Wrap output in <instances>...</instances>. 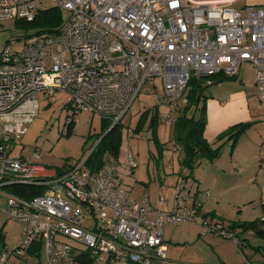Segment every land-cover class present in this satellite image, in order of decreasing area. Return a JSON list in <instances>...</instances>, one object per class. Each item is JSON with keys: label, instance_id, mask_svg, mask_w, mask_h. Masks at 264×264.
<instances>
[{"label": "built area", "instance_id": "2783aa9c", "mask_svg": "<svg viewBox=\"0 0 264 264\" xmlns=\"http://www.w3.org/2000/svg\"><path fill=\"white\" fill-rule=\"evenodd\" d=\"M39 1L0 0V22L33 20L41 9ZM53 2L68 14L58 33L30 37L19 53L0 51V193L12 186L40 192L28 198L6 197L2 208L6 219L19 223L22 230L17 245L0 252V264H12L10 256L23 262L35 243L44 248L45 264H75L83 251L74 256L73 248L59 237L92 251L99 256L93 257L98 264H167L159 227L194 221L200 212L193 192L189 195L188 178L177 185L172 207L164 209V195L153 206L148 197L136 201L119 186L118 162L112 155L95 173L82 170V164L58 170L20 155L9 156L10 142L23 137L40 93L46 98L55 92L66 93L75 113L99 114L115 125L149 79L161 77L162 99L173 111L192 76L233 78L242 66L249 65L261 103L264 7L245 6L242 11L189 0ZM54 45L56 52L51 53ZM48 56L51 61L46 65ZM26 109L29 112L23 113ZM18 113L20 119L15 118ZM171 149L176 153L175 146ZM134 162L128 153L131 169ZM89 219L92 225L86 223ZM202 230L221 234L236 245L242 234L227 233L217 226ZM244 233L254 236L250 231Z\"/></svg>", "mask_w": 264, "mask_h": 264}, {"label": "rangeland", "instance_id": "374dc122", "mask_svg": "<svg viewBox=\"0 0 264 264\" xmlns=\"http://www.w3.org/2000/svg\"><path fill=\"white\" fill-rule=\"evenodd\" d=\"M38 3L41 10L55 7L53 0H40ZM60 15L61 22L64 23L68 14L61 12ZM47 29L48 27L43 25L17 22L15 18L0 22V51L6 49L10 53H19L30 36ZM54 52H56L55 45L51 48V53ZM50 61L51 58L48 56L46 65L50 64ZM239 72L242 77L217 79L219 83L216 84H211L214 80L207 81V84L205 82V86L208 87L203 90V96H212L213 99L211 98L209 102L213 101L222 106L226 104L230 106L232 101L247 96L245 91L250 88L253 70L248 67L240 69ZM162 85L161 77L147 80L120 121V127L116 132L120 137L117 155L120 186L136 201L148 197L153 206H157L159 195H164L167 201L164 209L172 207L176 188L186 175H190L188 178L190 188L193 190L195 186L198 187L195 205L200 212L195 216L194 221L181 222L178 225L165 224L159 227L164 233L162 238L168 247L167 264H246L248 260L251 263L256 259L263 260L264 238L261 236H249L248 244L243 246L241 252L232 239L202 230L203 226H217L227 233L236 231L240 233L243 227H238L239 225L254 222L259 225V229L264 230V176L261 172H264V168L258 169L261 160L257 158L255 166L246 163V166L237 168L232 163L236 157L230 152L229 145H225L223 148L225 154L222 152L218 162L214 160L210 164L206 159L200 158L192 169H184L179 161V153L171 149L174 146L172 123L176 113L174 114L171 107L162 99L165 94ZM257 99L256 97V105L259 102ZM36 102L34 115L24 125L26 131L23 137L10 142L13 146L9 155L11 157L20 155L26 160L58 170L74 169L83 164L89 151L97 143L94 139L100 134L103 135L113 124L104 122L99 114L84 113V111L75 113L69 103L70 97L66 93L55 92L48 98L40 93ZM216 104H213V110ZM248 105H252L250 99ZM205 110L207 122L210 116L208 104ZM187 111L190 115L198 117L201 110L193 106ZM28 112L29 109L23 111V113ZM146 112H149V116L155 112L159 115L156 139L151 137L148 128L150 121L144 124V127L142 125L143 114ZM15 118L20 119V113ZM71 121L73 124L69 127ZM241 123L253 122L249 119ZM2 125L0 121V129ZM207 133L211 136V129H208ZM128 153H131L135 160L133 169L127 164ZM106 155L104 154V157ZM82 170H88L87 166L82 167ZM247 171L252 172L249 181ZM169 191L170 195L167 194ZM34 193L40 192L33 191L31 194ZM12 194L15 195L7 189L0 193V233L2 232L4 236L2 242L0 241V252L3 249H13L21 236V225L14 220L6 219L3 212L6 197ZM182 195L186 193L182 192ZM182 195L180 194V199ZM189 195H192V191ZM187 206L190 208L192 204L188 203ZM86 223L92 225L93 220H86ZM59 238L73 248L74 256L79 250L86 251L83 246L69 238ZM88 254L94 259L99 257L92 251ZM10 257V263L19 264L17 258ZM93 264L98 263L93 262Z\"/></svg>", "mask_w": 264, "mask_h": 264}, {"label": "trees", "instance_id": "16d2710c", "mask_svg": "<svg viewBox=\"0 0 264 264\" xmlns=\"http://www.w3.org/2000/svg\"><path fill=\"white\" fill-rule=\"evenodd\" d=\"M61 10L55 6L50 9L41 10L35 14V17L31 21L26 20H16L17 22L29 24V25H43L48 27L47 30L40 31L36 33V36L38 35H49V34H56L60 30V26L62 25V19H61ZM35 36V35H32ZM30 36V37H32ZM236 77V76H235ZM235 77H231V79H234ZM222 78H230L225 77L221 75L216 76H210V77H199V76H192L188 87L185 89V91L181 94V100L179 102V105L174 108V114L176 113V117L173 119V141L174 146L177 149V152L179 153V161L184 169H192L194 164L197 162L198 159H206L208 162H213L215 159H217L220 156L222 145L218 147L211 146L207 140L205 139L203 133L204 129L206 127V102L209 99L207 96H203V90L207 88L208 86H205L207 84V81L214 80L211 84L219 83L217 81L222 80ZM219 79V80H217ZM206 82V84H205ZM186 99L185 104L182 103V100ZM179 101V100H178ZM202 102V104H201ZM195 107L196 109L201 110L200 114H198V117L194 116L193 114L190 115L187 111L190 107ZM144 124H148V128L151 132V137L157 138V131L159 126V115L157 112L153 113L152 116H149V112H146L143 114ZM104 122H110L105 119H103ZM71 124L73 122L71 121L69 124V127H71ZM252 126V123L244 124V123H238L237 125L231 126L224 130L221 135L217 138V141H223L226 140L227 142H230V152L232 153L235 149V145L238 142L239 137H241L249 128ZM120 127V122L118 124L113 125L112 129L99 141V143L94 147V149L91 151L89 156L87 157V160L82 164V167L87 166L90 173H95L101 168V164L104 162V159L108 155H112L117 158L118 155V149H119V143H120V137L119 135H116L117 130ZM102 134L98 135L94 140L97 141L98 138L101 137ZM104 154H107L104 157ZM190 175H186L183 178H189ZM117 183L119 184V177ZM120 186V184H119ZM11 193H14L16 196L19 197H31L36 195L37 193L31 194L33 189L29 186H12L9 188ZM192 189L190 188V191ZM37 191V190H36ZM39 191V190H38ZM193 192V199H195V195L198 192V187L192 190ZM243 227V231L241 235H239V244H237V247H239L240 251H243V246L247 245V238L245 231H250L253 234L257 236H261L264 238V230H261L258 228L259 225L254 223H245L241 224L238 227ZM235 227V223H234ZM240 232V233H241ZM4 236L2 235V232L0 233V241L2 240ZM2 251V250H1ZM75 264H93L94 260L93 257L88 254V252L83 251V253L76 257L74 260ZM251 262V261H250Z\"/></svg>", "mask_w": 264, "mask_h": 264}, {"label": "crops", "instance_id": "0c3cea01", "mask_svg": "<svg viewBox=\"0 0 264 264\" xmlns=\"http://www.w3.org/2000/svg\"><path fill=\"white\" fill-rule=\"evenodd\" d=\"M196 1H200V2L208 1L211 3H216L218 6L219 5L226 6L228 8L240 9L242 11L245 9V6L264 7V0H196ZM248 67L250 66L249 65L243 66L240 69L243 70V69H247ZM237 76L242 77L240 72ZM253 77H254V72L252 74V78L250 79L251 80L250 88H248V91L244 90L247 96L245 97L241 96L240 98L232 101L233 103L230 106H228V104L223 105V106L217 105L216 103H213V101L209 102L211 98L213 99L212 96L209 97V99L206 102V105L208 104V109L210 110V116H209V120L207 116L208 124L206 125L204 129L203 135L211 146L218 147L222 145L220 156L222 155V152L223 154H225V149L223 150V148L225 145H230V142H227L226 140L217 141V138L219 137V135H221V133H223L224 130H226L227 128L237 125L238 123H241L244 120L250 119L253 122L249 131L247 130L245 134L239 137L238 142H237L238 144L236 143L235 145L236 147L232 152L234 157H236L235 158L236 160L232 163H233V166L237 168H242L246 166V163H249V164L252 163V165L255 166L257 162V158L261 160V162L259 163L258 169H260L261 167L264 168V151H263L264 147H262L264 144V101L261 104L257 102V105H256L255 99L257 96L255 95V86L253 82ZM243 86H244V83H243ZM248 99H250L252 105H248ZM213 104L217 105L215 110L212 109ZM208 129H211L212 131L211 136L208 135L207 133ZM251 131H254V132H251ZM220 156L218 158H220ZM218 158L215 159V161L218 162L219 161ZM261 172L263 173V176H264V172L263 171ZM251 174L252 172L247 171L248 181L251 179L250 177ZM9 188L10 187L5 188V189L9 190ZM196 188L197 186H195L194 188L195 191H196ZM160 189L162 190V188ZM170 193H171L170 191L167 192L168 195H170ZM24 198H27V197H24ZM163 236H164V233H163ZM247 237L249 239L251 236L249 237L248 235H246V238ZM163 241L166 245V252H167L168 251L167 244L164 239ZM44 254L45 253H44L43 246L38 243H35L28 248L26 255H24L25 260L23 262L18 258L17 260L19 261V264H45L46 261H45ZM263 260L256 259L255 262L254 263L252 262V263L253 264L255 263L264 264L262 263ZM151 264H158V263L157 261H153Z\"/></svg>", "mask_w": 264, "mask_h": 264}, {"label": "water", "instance_id": "95a60500", "mask_svg": "<svg viewBox=\"0 0 264 264\" xmlns=\"http://www.w3.org/2000/svg\"><path fill=\"white\" fill-rule=\"evenodd\" d=\"M112 127H113V125H111L110 128H109L108 130H106V132H105L100 138L97 139V143L95 144V146L99 143V141L101 140V138H103V137H104V136L110 131V129H112ZM95 146H94V147H95ZM94 147L91 149V151L94 149ZM91 151H89V154L91 153ZM88 156H89V155H88ZM88 156H87V157H88ZM86 160H87V158L84 160V162H85ZM84 162H83V163H84Z\"/></svg>", "mask_w": 264, "mask_h": 264}]
</instances>
